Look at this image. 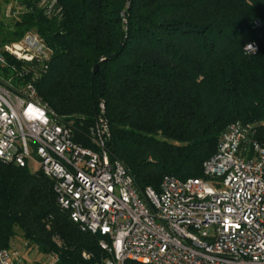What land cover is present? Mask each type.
<instances>
[{"label":"trees","instance_id":"16d2710c","mask_svg":"<svg viewBox=\"0 0 264 264\" xmlns=\"http://www.w3.org/2000/svg\"><path fill=\"white\" fill-rule=\"evenodd\" d=\"M11 1L20 9L7 14L1 4ZM57 2L60 13L46 15L39 0L0 1V50L29 32L42 38L47 69L34 63L26 77L84 146L94 148L90 132L104 118L109 156L139 195L159 193L166 176L205 178L232 124L264 146V0ZM99 239L58 204L52 179L0 161V248L18 240L36 249L43 259L31 264L52 254L60 264H106Z\"/></svg>","mask_w":264,"mask_h":264},{"label":"built area","instance_id":"2783aa9c","mask_svg":"<svg viewBox=\"0 0 264 264\" xmlns=\"http://www.w3.org/2000/svg\"><path fill=\"white\" fill-rule=\"evenodd\" d=\"M39 7L60 13L57 0H39ZM246 50L255 54L258 46ZM50 53L33 32L0 50V161L35 162L71 220L100 236L106 264H264V146L249 128H228L204 163L205 178L166 176L159 193L146 188L141 196L109 156L104 118L91 129L94 148L84 146L39 97L36 76L26 77L34 63L46 70ZM0 264L27 263L15 248H0ZM40 264L60 263L52 254Z\"/></svg>","mask_w":264,"mask_h":264},{"label":"rangeland","instance_id":"374dc122","mask_svg":"<svg viewBox=\"0 0 264 264\" xmlns=\"http://www.w3.org/2000/svg\"><path fill=\"white\" fill-rule=\"evenodd\" d=\"M0 1H3V0H0ZM4 11L9 14L10 12H12V10L14 11H17L19 10L20 8L18 7V5H16V2H9V3H2L1 4ZM29 169L31 171H37L39 169V166L35 163V162H32L31 164V167H29ZM14 246H15V249L19 252V254L24 258V260L28 263V264H31V262L33 260H42L43 257H41L40 254H38V252L36 251V249H33V250H26L24 249L23 245H21V243L16 240L14 242Z\"/></svg>","mask_w":264,"mask_h":264},{"label":"water","instance_id":"95a60500","mask_svg":"<svg viewBox=\"0 0 264 264\" xmlns=\"http://www.w3.org/2000/svg\"><path fill=\"white\" fill-rule=\"evenodd\" d=\"M94 72L97 73L98 72V66H95ZM97 90H98V94L100 96L103 95V80L101 77L98 78L97 80Z\"/></svg>","mask_w":264,"mask_h":264}]
</instances>
